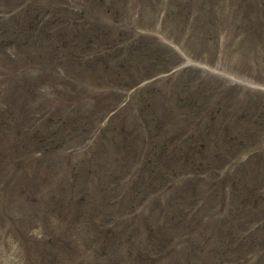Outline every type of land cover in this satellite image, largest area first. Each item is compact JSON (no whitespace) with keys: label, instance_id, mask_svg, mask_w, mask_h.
I'll use <instances>...</instances> for the list:
<instances>
[{"label":"rangeland","instance_id":"374dc122","mask_svg":"<svg viewBox=\"0 0 264 264\" xmlns=\"http://www.w3.org/2000/svg\"><path fill=\"white\" fill-rule=\"evenodd\" d=\"M227 173L264 189V0H0V264H228Z\"/></svg>","mask_w":264,"mask_h":264},{"label":"trees","instance_id":"16d2710c","mask_svg":"<svg viewBox=\"0 0 264 264\" xmlns=\"http://www.w3.org/2000/svg\"><path fill=\"white\" fill-rule=\"evenodd\" d=\"M191 146L195 149L197 147V143L194 142L193 144L190 143L188 146H187V149L188 148H191ZM248 161V160H247ZM211 163V162H210ZM255 165L253 164L252 166L250 167H254ZM211 177H215V175H205L204 178L208 179V178H211ZM216 177H218L219 179L217 180L218 183H216V186L218 187V184H219V187L218 189H223L224 186H228V191L223 194V198H222V201L226 198V197H231L233 195H235L236 193V190H237V193L239 190V187L237 186V189L234 188V185L236 184V182H241V181H236L235 177L234 176H231L229 175V173L226 175V178L224 177H219L216 175ZM249 177V180H254L256 181L259 185H262V182L259 181L261 178L259 177L258 173H257V170H253L251 171L250 175H248ZM200 178L202 179L203 177L200 176ZM232 179V180H231ZM226 180H228L229 182H227ZM197 191V190H196ZM200 191V190H198ZM235 192V193H234ZM179 193V196L180 198L182 199V201H184L186 199V196L187 194H185L183 192V190H179L177 192V194ZM241 193L245 196L243 197L244 198V201L248 202V203H252V207L249 209H247L245 207V204L243 203H246V202H239L236 200H233L236 202V208H239V210L236 212V210L234 211L233 213V216L235 219L237 216L241 215L242 212H244V214L242 216H250V215H257L260 214V215H264V189L263 190H259L255 184H250V185H247L245 187H243V189L241 190ZM206 195V194H205ZM205 198V196H204ZM172 200H175V193L173 192V195H172ZM213 206V204H204L199 207L198 211L199 210H209L210 214L211 215H215V211L214 209H211ZM169 215L171 216L172 214L169 213ZM228 220H231L232 218H228ZM239 220H232L231 221V225H226L227 227H231V226H234V225H237V227L240 226V224H236ZM244 223V222H243ZM188 226L187 224L185 225H181L179 226L181 230H190V235L192 236L193 232H202L204 235H206L207 237H209V235L207 234V232L209 231V227H206V225L202 222V221H196V220H193L192 222L188 221ZM205 228V229H204ZM241 231V229H239ZM190 236V237H191ZM190 237L187 238V242H189V250L188 252L189 253H192L195 251V249L192 248V241H195L193 239L190 240ZM226 241V239H225ZM240 244L242 245V249ZM238 244V246L236 248H234L233 250L232 249H225V253L227 255V259H228V264H243V261L244 263H248L249 262V259L245 258V254H242L241 251H243V248L245 249H248L249 247L252 248L254 252V254H258L257 255V258H255V260L251 263V264H264V221L261 225H259L258 227H256L255 229H253L252 231H250L246 236H245V239L240 243ZM256 246V247H255ZM242 254V256H241ZM241 256V260H239L238 258ZM241 262V263H240Z\"/></svg>","mask_w":264,"mask_h":264}]
</instances>
